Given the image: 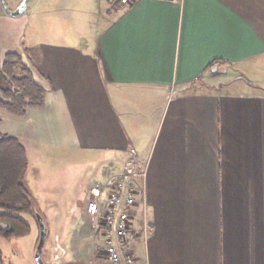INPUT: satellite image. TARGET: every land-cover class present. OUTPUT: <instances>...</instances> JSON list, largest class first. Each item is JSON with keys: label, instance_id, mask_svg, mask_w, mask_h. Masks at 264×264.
Instances as JSON below:
<instances>
[{"label": "crops", "instance_id": "crops-1", "mask_svg": "<svg viewBox=\"0 0 264 264\" xmlns=\"http://www.w3.org/2000/svg\"><path fill=\"white\" fill-rule=\"evenodd\" d=\"M93 1L89 38L74 25L0 44V65L19 54L44 89L23 117L0 110L26 183L28 151L108 154L118 172L99 182L143 157L138 264H264V0ZM245 71L258 83L236 86ZM84 217L94 234L76 239L99 241ZM91 252L106 264L102 246Z\"/></svg>", "mask_w": 264, "mask_h": 264}, {"label": "rangeland", "instance_id": "rangeland-1", "mask_svg": "<svg viewBox=\"0 0 264 264\" xmlns=\"http://www.w3.org/2000/svg\"><path fill=\"white\" fill-rule=\"evenodd\" d=\"M21 1L4 0V3L9 10H14ZM61 6L65 7L63 11ZM93 8V0H28L23 14L16 17L7 16L6 13V15H0V17L6 16V19L0 20V44L12 43L11 37L17 33L24 47L33 42L54 41L57 36L55 29L59 28L61 32L62 29L65 30L74 25L75 27L77 25L82 34L89 38L91 34L88 26L95 23L91 17ZM53 10H58L59 16H49ZM0 12V14L5 12L1 5ZM226 77V75L222 76L220 80L227 79ZM255 82L258 83L250 73L245 71L235 84L243 86L245 83ZM229 86L222 88L227 90ZM40 152L37 158L28 151L30 172L32 169L35 170L27 179L32 194L24 178L22 182L32 197L35 211L40 214L46 226V239L41 254L43 262L45 264H99L98 258L93 257L91 248L94 245L101 246V243L98 240L94 241L93 237L89 240H85V237L77 240L76 235L79 231L87 234L86 237L92 234L89 219L84 217L89 192L100 181L103 168L107 174L106 177H109L110 172H118L115 164L119 162L108 154L93 152L52 150H40ZM144 162L143 157L131 159L123 173L126 174L125 187L126 184L132 188L140 186ZM21 216L30 225V232L10 240L0 237L1 259L4 264H36L34 252L39 238L36 217L35 214H33L34 218L30 215Z\"/></svg>", "mask_w": 264, "mask_h": 264}, {"label": "trees", "instance_id": "trees-1", "mask_svg": "<svg viewBox=\"0 0 264 264\" xmlns=\"http://www.w3.org/2000/svg\"><path fill=\"white\" fill-rule=\"evenodd\" d=\"M43 95V87L35 81L20 55L6 52L0 65V110L23 117L28 109L42 105ZM27 167L22 143L15 136L0 134V237L5 240L30 232V225L21 216L34 218L36 212L22 182ZM0 264H4L1 251Z\"/></svg>", "mask_w": 264, "mask_h": 264}, {"label": "built area", "instance_id": "built-area-1", "mask_svg": "<svg viewBox=\"0 0 264 264\" xmlns=\"http://www.w3.org/2000/svg\"><path fill=\"white\" fill-rule=\"evenodd\" d=\"M114 1L128 5L133 0ZM125 176L99 182L90 190L87 199L86 212L94 221L106 264H138L132 253L134 231L131 226L141 185L132 188L126 184L125 187ZM143 176L144 172L141 178ZM147 228L144 225L145 232Z\"/></svg>", "mask_w": 264, "mask_h": 264}, {"label": "water", "instance_id": "water-1", "mask_svg": "<svg viewBox=\"0 0 264 264\" xmlns=\"http://www.w3.org/2000/svg\"><path fill=\"white\" fill-rule=\"evenodd\" d=\"M27 1L28 0H22L14 10H9L6 7L4 0H1V4H2V7H3L5 13L8 16L16 17V16L23 14ZM35 217H36V222H37V225L39 228V238H38L36 248H35V252H34V259H35L36 264H45L42 260L41 254H42V248L44 245V241L46 239V226L43 222L42 217L40 216V214L38 212H35Z\"/></svg>", "mask_w": 264, "mask_h": 264}, {"label": "flooded vegetation", "instance_id": "flooded-vegetation-1", "mask_svg": "<svg viewBox=\"0 0 264 264\" xmlns=\"http://www.w3.org/2000/svg\"><path fill=\"white\" fill-rule=\"evenodd\" d=\"M0 5H1V7H2L1 0H0ZM4 13H5V12H4Z\"/></svg>", "mask_w": 264, "mask_h": 264}]
</instances>
